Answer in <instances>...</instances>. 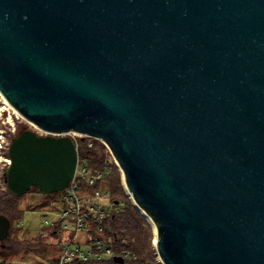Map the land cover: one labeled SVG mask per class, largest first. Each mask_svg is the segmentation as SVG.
Returning a JSON list of instances; mask_svg holds the SVG:
<instances>
[{
	"label": "water",
	"instance_id": "obj_1",
	"mask_svg": "<svg viewBox=\"0 0 264 264\" xmlns=\"http://www.w3.org/2000/svg\"><path fill=\"white\" fill-rule=\"evenodd\" d=\"M0 93L43 132L9 146L14 194L63 191L67 133L95 137L165 264H264V0H0Z\"/></svg>",
	"mask_w": 264,
	"mask_h": 264
},
{
	"label": "trees",
	"instance_id": "obj_2",
	"mask_svg": "<svg viewBox=\"0 0 264 264\" xmlns=\"http://www.w3.org/2000/svg\"><path fill=\"white\" fill-rule=\"evenodd\" d=\"M23 130L24 129L19 128L14 138H16ZM79 154L81 157H86L89 160V166L93 170H104L106 152L104 145L100 141H95L94 146L88 147L87 140H83L79 148ZM5 171L3 178L7 183ZM120 174L121 172L118 167L113 164L110 167V172L105 176L104 185H106L109 190L110 200L115 207L117 204H123L124 206L119 210L115 209L111 211L108 220L103 223L104 230L101 236L110 240L115 252L124 256L125 260L123 263H117L114 261V258H110L108 260L98 261L91 264H156L150 242L152 236L151 229L140 211L130 201L124 200L125 192L122 188ZM34 191L39 192L37 187H33L27 193ZM53 194L50 196L45 195V200L41 202L40 206L37 205L35 209L38 207H51L53 203ZM22 197L23 195L14 194L9 188L0 196V214L7 216L11 222L8 237L3 242H0L1 252L5 251L6 253V256L4 257L6 259L2 260L1 254L0 264H8V258L22 252H42L45 248V241L47 238L50 235L56 234L60 228V225L57 223L52 226L50 233L47 232L46 234H42L35 240L19 238L13 230L19 228V222L22 220L25 212L28 211L27 207L23 208L21 206ZM96 228L97 224L94 223L91 232L92 235L97 234ZM56 261L57 259H54L50 262L54 263Z\"/></svg>",
	"mask_w": 264,
	"mask_h": 264
},
{
	"label": "built area",
	"instance_id": "obj_3",
	"mask_svg": "<svg viewBox=\"0 0 264 264\" xmlns=\"http://www.w3.org/2000/svg\"><path fill=\"white\" fill-rule=\"evenodd\" d=\"M67 135L75 141L78 162L72 181L63 190L61 207L53 202L52 206L45 210L47 215H51V222L47 225L54 226L57 223L60 225L56 234L63 250L61 257L49 264H91L114 258L119 254L115 252L111 241L101 236L104 230L103 223L108 220L114 205L110 200L108 188L103 189L102 185L113 164L120 171L121 168L104 141L77 132H69ZM85 139L88 147L94 146L95 141H100L104 145L106 152L104 170H93L89 166V160L79 154V148ZM7 161L9 164L10 159ZM94 223L97 224L96 235L91 233Z\"/></svg>",
	"mask_w": 264,
	"mask_h": 264
},
{
	"label": "rangeland",
	"instance_id": "obj_4",
	"mask_svg": "<svg viewBox=\"0 0 264 264\" xmlns=\"http://www.w3.org/2000/svg\"><path fill=\"white\" fill-rule=\"evenodd\" d=\"M19 128L26 129L30 128L38 131L39 133H43L39 128H37L33 123L26 120L16 109H14L8 101L4 98V96L0 93V196L5 192L7 187V183L4 181L3 174L8 166L9 159V146L12 142V139L16 135ZM121 172V171H120ZM122 188L125 192L124 200L130 201L135 207L130 193L127 191L124 183L122 172L120 174ZM102 188H107L106 185H102ZM64 191L56 192L53 194V202L58 204V207H61L62 202L61 198L63 196ZM45 200V195L40 192H29L23 195L21 199V206L27 207L28 211L25 212L22 220L19 222V228H15L13 231L15 234L19 236L21 239L27 240H35L40 235L50 233L52 230L51 225L49 224L51 215H47L45 213L46 207H38L35 209L37 205L40 206L41 202ZM123 204H117L115 207L113 205L112 210H119L123 207ZM137 208V207H136ZM138 209V208H137ZM139 210V209H138ZM140 211V210H139ZM143 215V213L140 211ZM146 219L147 224L151 229V246L153 249V253L155 256L156 264H165L160 255L156 250L155 240L157 236V232L152 224V222L143 215ZM62 245L57 234L50 235L45 241V248L40 253H32V252H22L13 257L7 259L8 264H49L51 260L59 259L62 255ZM6 256L5 251H2V259Z\"/></svg>",
	"mask_w": 264,
	"mask_h": 264
},
{
	"label": "bare ground",
	"instance_id": "obj_5",
	"mask_svg": "<svg viewBox=\"0 0 264 264\" xmlns=\"http://www.w3.org/2000/svg\"><path fill=\"white\" fill-rule=\"evenodd\" d=\"M125 183V182H124ZM125 186H126V183H125ZM134 202H135V200H134ZM135 204L137 205V203L135 202ZM138 206V205H137ZM139 207V206H138ZM140 210L143 212V214H145L146 215V217L152 222V224H153V226H154V228H155V230H156V227H155V225H154V222L152 221V219L150 218V216L148 215V214H146V212L142 209V208H140ZM156 239H157V236H156ZM155 242H156V240H155Z\"/></svg>",
	"mask_w": 264,
	"mask_h": 264
}]
</instances>
